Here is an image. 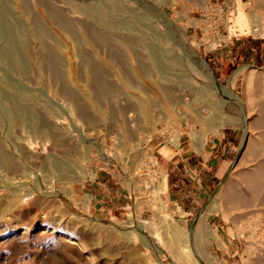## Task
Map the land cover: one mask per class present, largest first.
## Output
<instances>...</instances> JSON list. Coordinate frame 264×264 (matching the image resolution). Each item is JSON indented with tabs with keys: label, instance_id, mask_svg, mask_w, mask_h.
I'll list each match as a JSON object with an SVG mask.
<instances>
[{
	"label": "rangeland",
	"instance_id": "rangeland-1",
	"mask_svg": "<svg viewBox=\"0 0 264 264\" xmlns=\"http://www.w3.org/2000/svg\"><path fill=\"white\" fill-rule=\"evenodd\" d=\"M39 1L0 0V264H264V0Z\"/></svg>",
	"mask_w": 264,
	"mask_h": 264
},
{
	"label": "bare ground",
	"instance_id": "bare-ground-1",
	"mask_svg": "<svg viewBox=\"0 0 264 264\" xmlns=\"http://www.w3.org/2000/svg\"><path fill=\"white\" fill-rule=\"evenodd\" d=\"M39 2L45 8V11L48 12V15L51 18V20L53 21V23L57 24L58 26H60L64 30L71 32L75 37H78L77 33L73 30L72 21L68 18L66 11L64 9L55 7L48 0H40ZM22 4H23V7L26 11L30 10V9H28V6L25 5L24 0H22ZM34 24H35V28L37 30L38 37L40 39H42L48 35V31H47L46 27L44 26V24L40 20L35 19ZM87 30H88L87 31L88 35L94 41H98V42H104L105 41L104 34L102 32H100L99 30H97L96 27L89 26V28ZM9 43H10L9 47H7V49L9 50V53L11 55H14L13 57H17L18 50L20 48H27V46H28L27 42H26V38L24 39L22 37L18 38L17 41H12ZM42 50H43V54L40 57L41 62H42L41 64H43L44 66L49 68V70L55 76L56 75L58 76L60 73V64H59L60 62H59L58 57L45 43L42 44ZM5 51H3V52H5ZM85 52L83 50H81L80 54L82 56L86 57L87 54ZM19 54H21V52ZM18 57H19V55H18ZM14 60H15V58L13 59V62H14ZM16 64H17L16 66H18L19 69L20 68L23 69L24 65L20 62V60L16 59ZM91 69H94V66H92ZM208 76H210V78H214L212 73H208ZM100 83H102V82H99V85L102 86V84H100Z\"/></svg>",
	"mask_w": 264,
	"mask_h": 264
},
{
	"label": "crops",
	"instance_id": "crops-1",
	"mask_svg": "<svg viewBox=\"0 0 264 264\" xmlns=\"http://www.w3.org/2000/svg\"><path fill=\"white\" fill-rule=\"evenodd\" d=\"M235 140H237V136H233L230 134H223L220 136H216L215 138L214 137L211 138L209 141L207 140L206 142L207 147L205 146V149L203 148L202 141L200 140L198 144L197 142L195 144L196 146H198V149L196 148L198 152L196 151L194 153H196V155H201L202 158H205V160L207 159L206 161L214 159V158H218V155L223 154V152L225 153V151L227 154L229 153V151L232 152L231 146L233 145ZM205 155L207 156L204 157ZM208 169L209 168H204V171H206V174H207V171H210L212 173V177L215 178L218 176L217 171L215 172V168H212V170L211 168L210 170ZM200 173L206 176L205 173H203V170H201ZM207 177H209V174Z\"/></svg>",
	"mask_w": 264,
	"mask_h": 264
}]
</instances>
